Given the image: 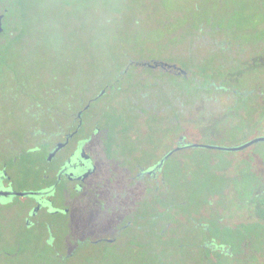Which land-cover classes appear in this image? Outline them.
Returning <instances> with one entry per match:
<instances>
[{"label": "flooded vegetation", "instance_id": "obj_1", "mask_svg": "<svg viewBox=\"0 0 264 264\" xmlns=\"http://www.w3.org/2000/svg\"><path fill=\"white\" fill-rule=\"evenodd\" d=\"M21 1L0 0V82L12 89L0 90V252L11 240L61 264H264L252 239L264 148L247 151L264 141L220 148L264 136V28L185 30L203 18L180 11L188 22L164 20L174 27L152 43L158 55L125 50L82 81L51 72L55 85H27L8 61ZM213 53L225 77L195 80L194 62ZM231 132L248 138L224 143Z\"/></svg>", "mask_w": 264, "mask_h": 264}, {"label": "rangeland", "instance_id": "obj_2", "mask_svg": "<svg viewBox=\"0 0 264 264\" xmlns=\"http://www.w3.org/2000/svg\"><path fill=\"white\" fill-rule=\"evenodd\" d=\"M25 13L17 31L22 36L8 54V61L25 84L33 79L44 78L50 86L55 81L50 74L58 72L61 77H73L77 81L87 78L95 66L104 68L110 56L123 58V51L143 49L149 55L161 53L155 45L162 44L165 33L174 26L164 29V20L180 25L186 19L180 11L194 12L206 19L209 28L218 25L233 30L239 25L243 29L255 26L262 29L264 0H22ZM263 15V16H262ZM200 18V19H201ZM238 25V26H237ZM243 33V30H242ZM174 42L175 37H169ZM143 44V46H142ZM160 47V48H162ZM159 48V49H160ZM6 61L3 65L8 66ZM27 71L24 72L23 68ZM29 68V71H28ZM204 70L203 65H197ZM102 70V69H97ZM8 72V70L6 71ZM52 72V73H51ZM1 83V82H0ZM25 85L27 88L28 86ZM29 89V88H27ZM0 90L11 93V85L2 79ZM8 100L3 107H8ZM21 109V108H20ZM228 141L237 143L247 139L242 132H231ZM264 134V130L260 131ZM253 135L256 132L252 133ZM251 134V135H252ZM240 138V139H239ZM255 148H264V142ZM7 253L0 252V264H61L50 258L49 251L42 246L25 244L16 249L11 240L3 243ZM2 246V245H0ZM3 246L0 251H3ZM123 257L109 256L101 264H124Z\"/></svg>", "mask_w": 264, "mask_h": 264}, {"label": "trees", "instance_id": "obj_3", "mask_svg": "<svg viewBox=\"0 0 264 264\" xmlns=\"http://www.w3.org/2000/svg\"><path fill=\"white\" fill-rule=\"evenodd\" d=\"M201 22H203L201 25H199V23L196 22L194 25H192L190 27H183V28L185 30L198 29V30H202L203 33H213V32L214 33H229L231 31V30H228V23H227L226 27H224L220 24L215 28H213V27L209 28L205 19H202ZM241 26H244V25H239L236 28V31L239 33H242V30H244L243 27H241ZM185 32H187V31H185ZM217 56H219V55L216 53H213V54H211V59H208V56H205V57L199 58L198 60H196L194 62V66L197 69V73H194V75L197 76V79H195V80H198L202 83H209V82L214 81V80H216V81L222 80V78L225 77V75H226L225 69H226L227 64L222 63L220 61L221 60L220 58H216ZM199 64L203 65L204 70L201 71L197 68V65H199ZM215 71H217V73ZM208 104H210V103H208ZM259 212H260V214L263 215L264 209H261ZM260 225H264V224H260ZM256 233H257L256 234L257 236L253 237L252 239H253V241H256L255 242L256 245H260L258 250L260 251L261 258L264 260V230L256 232ZM219 264H221V262Z\"/></svg>", "mask_w": 264, "mask_h": 264}, {"label": "water", "instance_id": "obj_4", "mask_svg": "<svg viewBox=\"0 0 264 264\" xmlns=\"http://www.w3.org/2000/svg\"><path fill=\"white\" fill-rule=\"evenodd\" d=\"M3 31V24H2V15L0 14V32ZM259 141H264V136H259L256 138H253L251 140H249L248 142H246L245 144L241 145V146H237V147H220L223 149H242L244 147H247L249 145H252L253 143L259 142ZM10 191H4V190H0V195H7L9 194ZM21 195L27 194L28 192H18Z\"/></svg>", "mask_w": 264, "mask_h": 264}]
</instances>
